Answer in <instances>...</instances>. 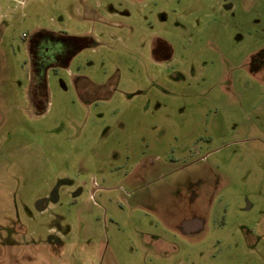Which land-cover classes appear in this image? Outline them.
<instances>
[{"label": "rangeland", "instance_id": "obj_1", "mask_svg": "<svg viewBox=\"0 0 264 264\" xmlns=\"http://www.w3.org/2000/svg\"><path fill=\"white\" fill-rule=\"evenodd\" d=\"M0 264H264V0H0Z\"/></svg>", "mask_w": 264, "mask_h": 264}, {"label": "crops", "instance_id": "obj_2", "mask_svg": "<svg viewBox=\"0 0 264 264\" xmlns=\"http://www.w3.org/2000/svg\"><path fill=\"white\" fill-rule=\"evenodd\" d=\"M103 30H104V29H102L101 32H103ZM91 44H93V42H92Z\"/></svg>", "mask_w": 264, "mask_h": 264}]
</instances>
